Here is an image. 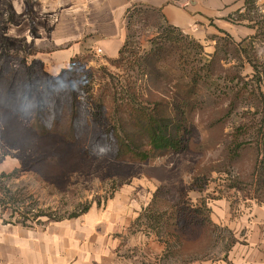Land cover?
I'll return each instance as SVG.
<instances>
[{
    "label": "rangeland",
    "instance_id": "1",
    "mask_svg": "<svg viewBox=\"0 0 264 264\" xmlns=\"http://www.w3.org/2000/svg\"><path fill=\"white\" fill-rule=\"evenodd\" d=\"M80 12V0H0V186L19 200L15 207L0 208L3 220L22 224L29 218L24 225L40 226L50 217L113 212L112 203L134 200L142 214L135 229L167 242L160 260H220L231 236L212 221L210 205L221 199L236 208L264 205V150L256 135L262 118L257 109L264 105V0H246L245 10L232 17L236 25L255 29L234 42L241 55L230 47L229 54L210 56L213 44H195L202 47L192 53L200 86L183 124L182 150L158 152L146 162L116 157L119 143L110 115L121 101L112 102L101 90L113 93L130 82L151 109L155 104L162 109V98L176 93L175 83L161 82L157 69L145 70L136 60L151 54L168 25L136 12L126 26L124 58L130 64L114 65L95 51L84 52L57 83L59 73L49 75L40 58L59 54L79 37ZM163 72L172 82L181 75L174 60ZM238 135L242 145L234 154ZM132 255L134 264L159 261L144 244L124 254Z\"/></svg>",
    "mask_w": 264,
    "mask_h": 264
},
{
    "label": "crops",
    "instance_id": "2",
    "mask_svg": "<svg viewBox=\"0 0 264 264\" xmlns=\"http://www.w3.org/2000/svg\"><path fill=\"white\" fill-rule=\"evenodd\" d=\"M80 7L79 37L59 54L40 58L49 75L68 70L71 60L84 52L101 50L102 58H117L127 38L126 15L133 8L158 12L168 26L197 43L213 44L210 55L218 40L240 43L255 30L250 24L236 25L232 19L245 10L246 0H80ZM129 201L112 203L117 206L113 212L90 211L40 226L7 223L0 211V264H134L133 255L124 254L141 244L158 256V264H183L160 260L167 242L152 232L135 229L141 210L137 201ZM247 203L236 208L237 204L226 199L213 202L212 221L228 229L231 243L218 261L186 264H264V205ZM191 238L185 234L186 240Z\"/></svg>",
    "mask_w": 264,
    "mask_h": 264
},
{
    "label": "trees",
    "instance_id": "3",
    "mask_svg": "<svg viewBox=\"0 0 264 264\" xmlns=\"http://www.w3.org/2000/svg\"><path fill=\"white\" fill-rule=\"evenodd\" d=\"M136 12H138V14L155 15L160 18L158 12L133 8L129 10L126 15L127 27H130L131 21L135 17ZM182 34L183 32L180 29L168 26L162 37L159 36L156 48L151 51V54L143 60H136L137 65H144L145 70H148L149 65L157 69L158 72L155 77H159L161 82L167 84L175 83V87L177 88L176 93L172 94L170 97L171 99L162 98L164 102L162 109H157L161 104H155V107L151 109L149 107L150 100L146 99L143 96V93L138 95L130 82L125 85V88L120 91L116 89L113 93L111 88H104L101 90V94L111 97L109 99H111L112 102L121 101L118 105H115V103L113 104L115 105V108L110 115V118H112L111 123L114 127L113 129L117 135L119 143L116 154L118 159H131L133 161L146 162L158 152L179 153L182 150L183 133L185 134L183 124L186 123L188 114L194 110V99L198 96V87L200 86L198 81V72L200 69L198 70L193 66L192 60L196 56H192V53L196 49H202L201 46L196 47L195 44L198 43L188 36H184L181 41L180 36ZM186 41H188V43H186ZM182 42L184 43V46H180ZM127 46L128 40L126 39L124 45L119 51L118 57L115 59H106L110 60L114 65L124 63L125 66L126 64H130L131 60H129V58H124ZM240 46L234 43L231 39H220L218 40L215 53L210 56H219L223 51L224 53L229 54L228 50L230 47H233L234 53L238 52V55H241L242 50H238ZM174 53L178 56H172ZM80 59V56L73 58L71 60L70 68L66 71L70 72L73 69L74 64ZM169 60H174V62L178 64L181 72V75L175 79V82H172L174 80H171L163 72V66ZM83 61L88 63L91 60H89V58H84ZM135 63H132V65ZM251 65L256 71L259 69L256 65H253V63ZM208 70L210 73L209 66L207 71ZM64 73L65 71L61 72L55 78L57 83H59L58 81L61 80ZM83 82L84 81H81L80 83L83 84ZM257 82L261 83L260 78ZM262 101L264 104V99H262ZM231 109H233L232 106ZM257 113L261 114L262 117L256 129L257 141L258 143H262L264 150V105L257 109ZM252 127L255 128V126ZM240 135L236 136L234 142V154H236L242 145L237 138ZM139 139L143 140L145 144H141ZM263 161L264 159L262 162ZM7 192L10 193L6 186H0V208L5 206L15 207L19 204V200L11 196L9 197ZM191 212L195 214L199 213L198 210H193ZM1 213L3 215V212ZM141 215L142 214H140V216ZM77 217H79V214H73L67 218L50 217L49 221L60 222L66 219H75ZM27 219L30 220L29 218ZM27 219L25 218L24 221H28ZM32 220L35 221L36 218L33 217ZM153 220L156 224L160 223L158 218H153ZM25 222L18 224L26 226L24 225ZM157 233L159 234L160 232Z\"/></svg>",
    "mask_w": 264,
    "mask_h": 264
},
{
    "label": "built area",
    "instance_id": "4",
    "mask_svg": "<svg viewBox=\"0 0 264 264\" xmlns=\"http://www.w3.org/2000/svg\"><path fill=\"white\" fill-rule=\"evenodd\" d=\"M97 54L101 55V50H97Z\"/></svg>",
    "mask_w": 264,
    "mask_h": 264
}]
</instances>
